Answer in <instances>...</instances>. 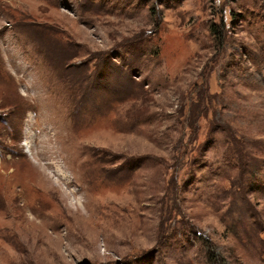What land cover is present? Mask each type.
<instances>
[{
    "label": "rangeland",
    "instance_id": "1",
    "mask_svg": "<svg viewBox=\"0 0 264 264\" xmlns=\"http://www.w3.org/2000/svg\"><path fill=\"white\" fill-rule=\"evenodd\" d=\"M209 255L264 264V0H0V264Z\"/></svg>",
    "mask_w": 264,
    "mask_h": 264
},
{
    "label": "trees",
    "instance_id": "2",
    "mask_svg": "<svg viewBox=\"0 0 264 264\" xmlns=\"http://www.w3.org/2000/svg\"><path fill=\"white\" fill-rule=\"evenodd\" d=\"M222 27H223L222 29L226 28V27H225V23H222ZM212 31H213V30H212ZM132 44H133V42L129 43V47H132ZM154 53H156V52H154ZM208 261H209L211 264H220V262H218L216 258L212 257V255H209V257H208Z\"/></svg>",
    "mask_w": 264,
    "mask_h": 264
}]
</instances>
